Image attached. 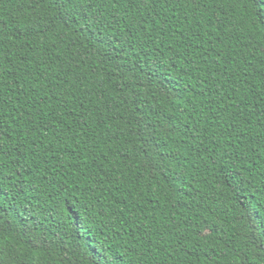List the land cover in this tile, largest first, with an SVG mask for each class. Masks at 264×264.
<instances>
[{
  "label": "trees",
  "instance_id": "trees-1",
  "mask_svg": "<svg viewBox=\"0 0 264 264\" xmlns=\"http://www.w3.org/2000/svg\"><path fill=\"white\" fill-rule=\"evenodd\" d=\"M89 10L0 0V264H264V2Z\"/></svg>",
  "mask_w": 264,
  "mask_h": 264
},
{
  "label": "snow or ice",
  "instance_id": "snow-or-ice-1",
  "mask_svg": "<svg viewBox=\"0 0 264 264\" xmlns=\"http://www.w3.org/2000/svg\"><path fill=\"white\" fill-rule=\"evenodd\" d=\"M96 2L97 0H51L52 6L58 11L63 12L69 19H71L73 14L81 19L84 22L82 25L83 28L91 27L95 28L98 32L104 33L108 31V28L105 26L103 13L93 15L89 10V7L94 6ZM142 2L147 4L149 0H142ZM152 2H158V0H152ZM191 2L195 3L196 0H191ZM262 2H264V0H262ZM111 35H115V30L112 31ZM149 71L155 74L160 72L161 69L158 64L154 63ZM0 143H2V141H0ZM261 227L264 228V220L261 221ZM262 244H264V242H262ZM98 264H115V261L104 256Z\"/></svg>",
  "mask_w": 264,
  "mask_h": 264
}]
</instances>
